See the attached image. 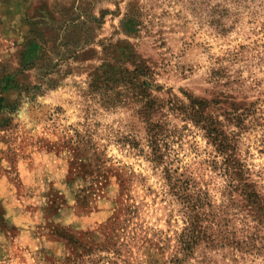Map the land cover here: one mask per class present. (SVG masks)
<instances>
[{"label": "rangeland", "instance_id": "rangeland-1", "mask_svg": "<svg viewBox=\"0 0 264 264\" xmlns=\"http://www.w3.org/2000/svg\"><path fill=\"white\" fill-rule=\"evenodd\" d=\"M108 43L134 46L153 95L233 104L241 123L224 124L264 191V0H0V264H167L181 216L162 168L131 149L147 151L138 104L119 88L106 108L113 91L89 87ZM164 115L170 167L225 201L221 156Z\"/></svg>", "mask_w": 264, "mask_h": 264}, {"label": "trees", "instance_id": "trees-1", "mask_svg": "<svg viewBox=\"0 0 264 264\" xmlns=\"http://www.w3.org/2000/svg\"><path fill=\"white\" fill-rule=\"evenodd\" d=\"M102 50L105 58L92 69L89 87L91 91H113L105 99L106 108L124 104L125 97L117 89L131 93L130 98L138 104L135 114L146 126L147 151L137 142L131 145V149L137 151L138 156L145 154L154 167L162 168L165 195L171 204L177 206L181 216L182 226L175 232L173 250L166 263L240 264L256 259L264 261V191H260L262 188L249 179V169L236 157V135L224 124L238 127L242 115L233 108V104L229 110L223 111L221 102L197 99L187 93H183L186 104L176 97L166 99L153 95L162 91V87L154 82L152 70L139 58L133 45L108 43ZM87 52L93 53V50ZM210 103L217 106L215 112L209 110ZM173 110L201 130L221 156L219 168L229 189L225 201L216 204L209 193L197 188L189 176L170 167L168 141L171 135L165 129L164 113ZM117 218L109 224L111 226L104 228L105 249L114 244L111 232L118 223Z\"/></svg>", "mask_w": 264, "mask_h": 264}]
</instances>
